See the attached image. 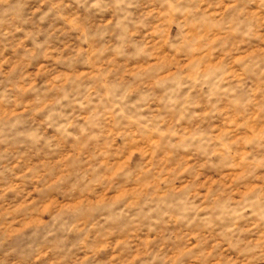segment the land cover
<instances>
[{"label":"rangeland","instance_id":"374dc122","mask_svg":"<svg viewBox=\"0 0 264 264\" xmlns=\"http://www.w3.org/2000/svg\"><path fill=\"white\" fill-rule=\"evenodd\" d=\"M0 264H264V0H0Z\"/></svg>","mask_w":264,"mask_h":264}]
</instances>
